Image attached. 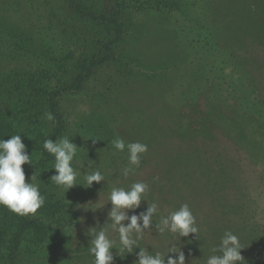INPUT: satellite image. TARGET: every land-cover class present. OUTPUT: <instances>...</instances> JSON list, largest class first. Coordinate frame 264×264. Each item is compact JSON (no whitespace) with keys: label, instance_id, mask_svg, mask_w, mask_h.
<instances>
[{"label":"rangeland","instance_id":"1","mask_svg":"<svg viewBox=\"0 0 264 264\" xmlns=\"http://www.w3.org/2000/svg\"><path fill=\"white\" fill-rule=\"evenodd\" d=\"M99 15L114 16L120 33ZM56 92V140L79 148L77 171L105 175L87 189L78 176L65 195L50 180L54 157L38 148ZM0 120L21 135L31 155L22 167L37 166L26 182L34 174L45 197L13 264H92L88 230L108 223L111 189L135 182L149 191L129 216L153 202L163 215L189 205L201 231L179 241L185 264H205L225 231L240 238L245 264H264V0H0ZM116 137L148 146L127 178ZM16 220L0 206V264ZM151 227L140 241L149 252L176 242ZM112 251L114 264H134L139 249Z\"/></svg>","mask_w":264,"mask_h":264},{"label":"clouds","instance_id":"2","mask_svg":"<svg viewBox=\"0 0 264 264\" xmlns=\"http://www.w3.org/2000/svg\"><path fill=\"white\" fill-rule=\"evenodd\" d=\"M48 119L51 120L52 117L49 115ZM112 145L118 152L127 151L129 166L125 167L122 173L125 178L140 166L141 154L148 150L146 144L140 142L126 144L119 137L113 139ZM43 148L54 157L52 169L55 174L50 180L62 189L64 195L79 185L78 176L82 177L83 184L87 186L85 189L94 183L105 181V175L99 169H92L88 164L87 167L83 163L80 164L79 171L73 167L79 148L70 142L69 137L55 141L45 139ZM25 164L31 165V155L28 154L21 135H12L6 141L0 139V206L19 216L36 214L45 202L39 184L34 182V174L26 182L25 170L22 167ZM148 191L149 185L145 182H135L128 189L123 187L111 189L106 203L111 205L107 216L108 223L105 222L103 227L88 230L90 246L87 250L93 258L92 264H114L112 250H115L117 255V249L123 258L126 254H133L134 250L139 249L134 264H185V254L178 244L181 238H186L190 234L197 239L201 228L196 217L187 203L182 204L178 210L163 215L159 214L155 202L147 205L145 212L129 216L128 212H135L141 202H144ZM158 214L159 220L154 223V217ZM153 225L159 235L168 234L176 239L175 243L169 241L163 252L153 253L152 250L149 252L148 247L140 246V241L145 235L152 233ZM110 233L116 235L113 237ZM242 249L244 246L240 238L231 231H225L219 244L211 248L213 254L207 257L205 264H245L241 255Z\"/></svg>","mask_w":264,"mask_h":264},{"label":"trees","instance_id":"3","mask_svg":"<svg viewBox=\"0 0 264 264\" xmlns=\"http://www.w3.org/2000/svg\"><path fill=\"white\" fill-rule=\"evenodd\" d=\"M78 10H79V13L82 12L80 9H78ZM88 16L92 17V15H88ZM93 18L100 20V21H105V22L111 24L115 28L116 32L120 33L121 28H120V26H119V24H118V22L114 16L113 17H107L105 15H99V16H96ZM83 78L84 77L81 76L80 80L78 82H76L73 85V87H79L80 82H81V80H83ZM58 95H59V93L56 92V93H53L52 95H50L49 98H47V110H48L50 116L52 117L54 127H53L51 134L49 136H46L43 139H41L40 143L38 144V148H39L40 152L44 155L47 154V152L43 148L44 140L45 139H51V140L55 141L64 129V125L62 123V119H61L59 110L57 108L56 98ZM199 120L202 121V119H200V118H199ZM200 121L198 122V128L202 129V128H204V123H201ZM4 127H6V124L2 123L0 120V139H3L6 141V140L10 139V135H8L6 132L2 131V129H4ZM13 130H16V129L13 128ZM23 168L25 170V176H26V175L30 174L34 169H36L37 166L23 167ZM50 206L54 207V205H50V204L45 205V207L48 209ZM54 209L56 210V207H54ZM31 228L37 230L39 227H37L34 224V222L28 218L27 215L26 216L17 215V220L15 221V224H14V233L12 235V238H11L9 246H8V255H7L8 256V258H7L8 262H7V264H13L14 250L18 246L19 239L21 238V236L24 234L25 231H27L28 229H31ZM4 235H5L4 226L2 224H0V244H1V241H2V238L4 237Z\"/></svg>","mask_w":264,"mask_h":264}]
</instances>
